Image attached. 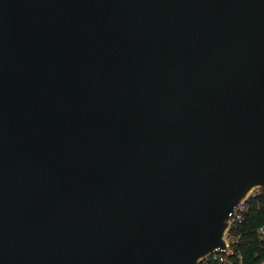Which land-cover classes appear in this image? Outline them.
<instances>
[{"label": "water", "instance_id": "1", "mask_svg": "<svg viewBox=\"0 0 264 264\" xmlns=\"http://www.w3.org/2000/svg\"><path fill=\"white\" fill-rule=\"evenodd\" d=\"M264 189V0H0V264H200Z\"/></svg>", "mask_w": 264, "mask_h": 264}, {"label": "trees", "instance_id": "2", "mask_svg": "<svg viewBox=\"0 0 264 264\" xmlns=\"http://www.w3.org/2000/svg\"><path fill=\"white\" fill-rule=\"evenodd\" d=\"M247 203L249 210L238 226L240 235L231 247L242 256L241 264H261L264 261V241L259 239L257 229L264 227V189H258L256 195L250 197Z\"/></svg>", "mask_w": 264, "mask_h": 264}, {"label": "built area", "instance_id": "3", "mask_svg": "<svg viewBox=\"0 0 264 264\" xmlns=\"http://www.w3.org/2000/svg\"><path fill=\"white\" fill-rule=\"evenodd\" d=\"M257 190H254L250 193L248 198L233 207V209L229 212V227L224 234V240L226 244L229 246L230 251L227 253L224 250H216L208 257L203 259V264H241L242 256L239 253H235L232 249L231 245L234 241H236L239 237L238 226L243 222L245 213L249 210V205L247 200L250 197L255 196ZM257 234L261 241H264V227L261 226L257 229Z\"/></svg>", "mask_w": 264, "mask_h": 264}, {"label": "rangeland", "instance_id": "4", "mask_svg": "<svg viewBox=\"0 0 264 264\" xmlns=\"http://www.w3.org/2000/svg\"><path fill=\"white\" fill-rule=\"evenodd\" d=\"M261 264H264V261Z\"/></svg>", "mask_w": 264, "mask_h": 264}]
</instances>
